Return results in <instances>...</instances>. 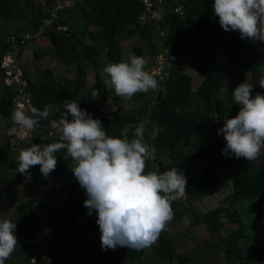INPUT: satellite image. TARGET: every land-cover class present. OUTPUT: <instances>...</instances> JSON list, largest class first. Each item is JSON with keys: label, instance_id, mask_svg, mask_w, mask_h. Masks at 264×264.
Instances as JSON below:
<instances>
[{"label": "trees", "instance_id": "16d2710c", "mask_svg": "<svg viewBox=\"0 0 264 264\" xmlns=\"http://www.w3.org/2000/svg\"><path fill=\"white\" fill-rule=\"evenodd\" d=\"M54 0H46L51 3ZM72 7L64 8L57 12V17L52 24L67 28L73 32L62 30L55 31L52 25L45 29L42 34L47 37L49 44L55 51V57L65 68H73L76 72L74 80H66L63 84L53 82H32L28 75L23 73L26 81V93L30 96L31 107L43 110L46 104L59 107V111H53L48 120H41L36 130L30 133V144H49L52 140H46L41 137L40 131L51 129L50 121L58 120L63 114V105L66 101H77L81 109L87 111L94 119L102 122V127L109 136L120 137L121 129L126 124L136 125L141 121L147 120L144 129H149L153 124L163 125V128L150 139L147 143L155 148V157L146 161L145 173L154 171V161L159 165L160 173L177 168L183 173L187 180L185 194L191 204L197 202L208 194L224 185L228 180L214 171L212 164H203L202 174H196V164L203 161L204 153L210 148H216L220 154V162L225 167L227 177L232 182L233 192L225 198V203L218 207L202 213L196 208L189 207L192 213L194 225L202 224L217 237L224 246V251L230 259L228 264H235L234 256L237 257L241 264H259L264 257V234L257 236V227L261 221L264 225V216L255 218L247 222L244 217L248 213L264 209V154L258 157L259 165L254 166L255 162L241 157L235 158L234 155L224 156L219 148L222 146L221 141L215 145L216 130L223 127L224 120L235 117L240 109V105L234 103L232 91L240 83H245L248 75H252L254 89L262 78L264 68V42H254L248 39H241L238 31H224L219 24V18L213 12L214 0H181L180 6L183 8L184 15L180 16L175 12L174 0H167L163 5L164 19H162L161 29H167L166 37H158L155 33V27H150V22L140 23V18L145 15L143 5L137 0H73ZM61 6H64L62 4ZM41 14V15H40ZM76 15L79 17L78 23L72 24L76 29L81 30V38L75 35V28L66 21V16ZM79 14V15H77ZM51 20L52 14L45 16L44 12L38 11L31 17L29 23L22 29V34H26V28L37 19ZM167 25V26H166ZM130 27V29H128ZM93 29V31H89ZM16 30V32H17ZM47 30H50L48 33ZM15 32V33H16ZM14 33V34H15ZM19 35V34H17ZM138 37L154 56L158 50L167 52L168 62L172 66L169 70V76L160 81L161 89L155 94L153 100L147 97L151 92L138 93L136 101L141 105L129 112H124L123 108L118 105V98H114L113 104L116 109L108 111L102 115L105 109L104 101L106 94V84L94 85L91 89L84 91L86 72L85 65L90 66L97 73L108 62H120L124 55V49L120 44V39ZM85 38H93L92 44H86ZM95 40L100 43L95 47ZM27 45V44H26ZM24 45L23 47H25ZM8 48V44H7ZM107 49V59L102 63L100 60L104 50ZM258 50V55L253 52ZM21 51V50H20ZM141 49L133 48L131 55L141 56ZM34 60L39 59V55H33ZM2 58V57H1ZM183 59H187L193 68L201 75L202 83L194 90L192 78L180 71L177 67ZM225 63V64H224ZM153 64V63H151ZM1 74V71H0ZM43 75H46L43 73ZM104 76H106L104 74ZM230 78L231 85L225 95L221 96L222 77ZM96 78V79H97ZM99 92L98 98H93V91ZM102 90V91H101ZM162 94L159 97V94ZM264 94V93H261ZM14 93L6 88L0 96V118L3 119L7 128L13 126L10 119L14 109ZM197 100L203 104L207 110H213L215 118L209 119V113L203 112L202 109L192 105V101ZM153 101L154 104H150ZM69 119L71 117L69 116ZM185 130L188 135L196 134L198 139L189 136L183 138L179 130ZM134 129L129 131V138H133ZM146 135L148 138L149 134ZM223 136L222 134H220ZM224 139V138H222ZM186 147L194 150V154L189 155ZM9 149V144L6 147ZM64 151L61 149L59 152ZM263 151V150H262ZM0 157H4L0 154ZM8 155H5L4 159ZM168 156L171 163L166 165L162 159ZM70 163L74 166V161L70 158ZM30 172V171H29ZM71 171H68L70 173ZM72 173V172H71ZM53 177L57 175L54 173ZM30 177L35 180L43 181L46 179L41 172L40 166H33ZM74 177V176H73ZM76 183L78 182L75 178ZM246 202L247 209L242 218L238 210L228 207L230 204H239ZM34 201H27L16 205L17 214L12 223L26 224L30 228L26 236H23L24 227L19 229L15 236L24 237L27 240L17 239L22 247H17L11 256L17 259V255L22 254L20 262L16 259L14 264L28 262L30 256L37 249L38 244L33 240L36 238L37 231L41 225L50 221L53 239L45 240L43 245L46 246L48 254L56 264H86L81 260H74L77 253H81L87 259L91 257L84 255L82 250L76 246L85 244V237L92 231L99 229L96 223L97 219L86 218L76 220L80 211L75 208L67 207L70 212V225L68 221L61 224L54 222L50 216H47L49 207L47 202L38 206V210L33 208ZM176 203L173 201L171 206ZM53 206V205H52ZM54 207V206H53ZM40 212L44 215L41 217ZM228 212L236 228L232 230L225 238H220L221 231L224 228V222L221 214ZM84 220V221H83ZM21 226V225H20ZM100 230V229H99ZM22 231L21 235L19 233ZM80 240V241H79ZM79 241L80 245L77 243ZM159 244V262L160 264H188L193 258L184 257L177 253V241L164 229L158 239ZM244 248H254L255 253L252 258H247L240 250V244ZM18 245V244H17ZM218 244L214 243V247ZM117 246L111 250L110 254L105 255V259L111 264H134L135 261L141 262L143 249L121 247L118 254ZM205 258V255H204ZM205 260V259H204ZM12 263L11 257L6 260ZM208 262L209 261H204Z\"/></svg>", "mask_w": 264, "mask_h": 264}, {"label": "clouds", "instance_id": "9594fccd", "mask_svg": "<svg viewBox=\"0 0 264 264\" xmlns=\"http://www.w3.org/2000/svg\"><path fill=\"white\" fill-rule=\"evenodd\" d=\"M180 2L174 0L175 6H180ZM213 12L224 31H238L241 39L264 42V0H214ZM146 22L152 23L151 18L144 22L140 20L141 24ZM107 51L105 49L100 57L102 63L107 59ZM158 56L165 57L168 62L167 52L159 49L153 58ZM16 62L18 64L17 58ZM147 64V58L136 55L106 63L102 69L106 86L124 100H131L137 93L154 91L159 84L154 74L146 70ZM258 84L264 88V77ZM252 90L253 87L245 82L232 91L234 103L240 105V109L235 117L225 119L223 127L218 129V134L226 141L222 149L224 156L234 155L237 159L243 157L252 161L264 154V94L257 93L253 97ZM92 95L94 99L98 98L99 92L94 90ZM63 109L65 111L58 120L50 121V126L59 132L58 141L46 145L32 143L22 148L16 161L17 172L30 179L29 169L39 165L41 174L47 177L57 166L55 154L66 149L64 158L70 157L74 161L72 173L88 196L83 202L88 215L92 210L97 213L102 249L149 247L174 218L171 204L184 196L186 177L177 168L163 173H145L146 161L155 157L154 146L144 141L146 119L136 125L126 124L120 137H114L106 133L99 119L81 109L77 101H66ZM53 111H59V107L46 104L43 110L31 107L28 114L20 105L11 114L14 126L6 134L19 135L23 139L36 130L41 120H48ZM131 129L134 132L130 139ZM43 215L42 212L40 216ZM44 227L52 236L51 227L43 224L36 238ZM15 228L10 220L0 221V264H5L16 249ZM35 239L33 242L38 247L46 240L36 242Z\"/></svg>", "mask_w": 264, "mask_h": 264}, {"label": "rangeland", "instance_id": "374dc122", "mask_svg": "<svg viewBox=\"0 0 264 264\" xmlns=\"http://www.w3.org/2000/svg\"><path fill=\"white\" fill-rule=\"evenodd\" d=\"M70 1H73V0H70ZM19 2L22 3V5H20ZM15 3L16 2H14V6L17 5V6L21 7V9H24L25 12L23 10H21V11L24 12L26 15L28 14L31 16V14H32V16H34V15H36V13H38V11L41 12L43 10L42 13L44 12L45 16H49L50 13H55V11H61L62 7H63L61 5L66 3V0H54V1H51V3H49V4H48V2H46V0L45 1L44 0H34V2L31 1V4H29V5H28V2L26 3L24 0H19L17 2V4H15ZM58 5H60V8ZM16 8H15V12H18ZM77 15H79V14H77ZM39 19H41V21L43 23L44 30L48 29L47 25H49V23H50V25H52V21H48L47 19H42L40 17H39ZM65 19L72 26V24L78 23L79 17L72 14V15L66 16ZM162 19H164L163 10H158V11L155 10L152 14L151 22L154 23V25L156 26L155 27L156 35L158 37H163L161 35H164L163 38H165L167 31H164L163 29L160 28L161 27L160 25L162 24V22H161ZM23 26H24L23 22L13 21L12 23H10V22L7 23V22L0 20V56L3 53H6L7 44H9L8 45V51L10 50V44H11L10 38L13 36H16L17 34H22V29H19V30H17V29L20 27H23ZM54 27L55 26H53V28ZM59 27L57 29H54V30L58 31ZM72 28H75V30H74L75 35L77 37L81 38V36H80L81 30L76 29V27H73V26H72ZM128 29H130V27H128ZM16 30H17V32H16ZM72 30L68 29V31H67V28H65L64 30L62 29V31H65L67 33L73 32ZM89 31H93V29H89ZM84 42L86 44H92L94 42V39L93 38H87V39L85 38ZM254 42L258 43L259 41H254ZM95 43H97L96 40H95ZM120 43L124 49V55L122 57V60H127V58L131 55L133 48H135V47L140 48L142 51L141 56H144L145 58H147L148 64L146 65V70H149L154 74V76L157 79L158 84H159V87L157 89H155L154 91L151 90L152 91L151 94L147 95V97H151V99L153 100V98L155 97L154 95L159 93V91L161 89L160 81L165 80V78L169 75L168 69H170L171 65L167 62L165 57L158 56L156 59H154L153 56L150 55L151 53H150L149 49H147L146 45L143 44L140 41V39H138L137 37L126 38L124 36V38L120 39ZM26 44H24V45H26L25 47H23L24 46L23 45V46L18 48L16 45V42H14V45L18 51L16 58H17V60H19L20 67H22L23 70L27 71L28 74L34 75V76H36V78H38L37 80L34 78L32 79L35 83L53 82L55 84H61L62 85L64 81L74 80L76 78L75 69H73V68L67 69L60 62H58L56 60L54 50L51 52V54H48L50 56V58H48V57L44 58L40 62V60L39 61L34 60V57H33L34 53L39 54L36 50L37 48L35 47V43H34L33 39L30 41H27ZM99 45H100V43H97V44H95V47H98ZM253 55H258V50L254 51ZM149 61H151V62L153 61L154 64H151ZM42 67H45L48 69L44 72V74H46V75L41 74ZM177 68L180 71H183L184 73L185 72L188 73L189 76L191 78H193L192 79L193 80L192 87L194 90H197V88L201 85V78H200L201 76L195 72L192 64L188 60L185 59V60L181 61L180 65ZM51 69L53 72L51 71ZM28 71H30V72L32 71L31 73H33V74H31ZM85 72H86V79H85L84 91L82 93L86 94L87 90L91 89L94 85H97V84L103 85V83L105 84L106 76H104V73L101 69L98 70L99 76H100L99 78H97V76H96L97 73L90 66L85 65ZM262 77H264V68H263ZM0 81H1V77H0ZM252 81H253L252 75H248L246 83L250 84L253 87L251 95L254 97L257 93H264V88H261L258 83H255V86H257V88L254 89V85H253ZM221 82H222V85H226V88L222 89V93H221V96L225 98V95L228 91V88L231 85V80H230V78L228 79L227 77L223 76ZM106 87H107V89H106L105 99H104V101H101L102 103H104V106H105V109L102 111V115L108 111H113L116 109V106L113 104L114 98H118L119 102L118 101L117 102L119 103L120 106H122L124 112H129L132 109L141 105V102L136 101V99H135L137 97L136 95H138V93L135 96H133L131 98V100H124L115 94L114 89H112L108 86H106ZM3 91H4L3 86L0 83V95L3 93ZM78 104L80 106V103H78ZM150 104H154V102L151 101ZM192 105L197 106L198 108L202 109L204 114H205V112H208L210 114L208 116L209 119L215 118V116L213 114V110L210 108H208L209 110H207V108L203 104H200L197 100H193ZM162 128H163V125L153 124V126L151 128L144 129L143 134H149L148 138L146 137V135H144V141L146 143H148L150 141V139L153 138V136H155L157 131L161 130ZM8 129L9 128H7L3 119L0 118V154H3L4 157H5V155L9 156V162L2 164L3 166H5L4 167V173H5V175H8V174L11 176L15 175V177L17 178L18 175H21L16 170L17 169V162L16 161L18 158V156H17L18 154L17 155L14 153L10 154V152L6 150V147H7L8 143H10L11 149L14 146H18L17 147V153H19L20 149L23 146L28 147L29 142L26 139L24 140V138L21 139V137L19 135L10 136L8 138V135L6 134ZM179 131L182 134L183 138L189 136L188 132H186L185 130L182 129ZM216 133H217V135H216L214 143H215V145H217L216 142L219 143L221 141L222 146L219 148V150L222 151V149L226 145V141H225V139H222V138H224L223 136L218 134V130H216ZM40 134H41V136H44L43 130L40 131ZM26 137L29 138L30 135H28ZM189 137H191V139L193 138L194 141L198 139L196 134H193ZM186 151L189 155L194 154V150H192L189 147H186ZM262 152H264V150ZM220 157H221L220 154L216 152V148L210 147L204 153L203 161L197 162L196 174L197 175L202 174V171H203L202 165L203 164H207V165L212 164L214 171L219 173L221 176H225L228 181L224 185L220 186L219 188H217L216 190H214L213 192L208 194L205 198H202L201 200H198L197 202H193L194 204H191V201H189L186 194H184V196L182 198L175 200L174 202L176 204L172 208L173 212H174V218L165 227V230L177 241V247H176L177 253L184 256V257L193 258V261L188 263V264H207L208 262H204V261H206V258L209 260V264H228L225 251L222 249L223 248L222 242L217 237L212 236V233L209 230H207L205 227L198 226L197 228H195L196 225L192 224L193 223L192 213H190V211L188 210L189 207H193L194 209L196 208V210H198L200 212H202V211L206 212V211L212 210V209L218 207L219 205H221L222 203H225V198L227 196H229L230 194H232V192H233L232 182L229 179V177H227L226 169L221 164ZM162 159L166 165L171 163V160L168 158V156H163ZM255 161H256V163L254 164V166L259 165L260 162L258 161V158ZM255 161L252 160V161H250L249 164H251ZM13 168L16 170V173H15V171H12ZM153 168H154V171L160 173L159 165L157 164L156 161H154ZM30 172H32V170H30ZM61 173H62L61 171L57 172L56 175H58V176L54 177V179L61 180L62 179ZM22 178L25 179V181L27 180L26 176L21 177V179ZM19 180H20V178H19ZM19 180H18V182L22 185V181H19ZM12 183H13V179L11 178V180L7 181V183H6L8 186H4L5 190L6 189L12 190L11 193H9V191H7V193L3 194V193H1L3 191L0 190V202L6 200L5 197L7 195H8L7 198L9 200H14L13 203H10V202H8V203L4 202L3 203L2 209L0 210V221H2L4 219H7V220L14 219L16 217L15 206L17 205V203L20 201H21L20 203H23V202H27V201H30L33 199V197H32L33 192L31 190H29V189L25 190L23 186H21L19 188H17L16 186L14 187V185H12ZM14 188L17 189V191ZM13 205H15V206L13 207ZM227 205L230 208L237 209L238 214L241 215L242 218L244 217V214H245L246 209H247L246 202L239 203V204L228 203ZM34 206H33L34 210H37L38 206H36V205H34ZM261 212H263V211H261ZM40 215H42V212H40ZM248 215H249V213L247 214V217H248ZM252 215L256 216L254 213ZM94 217H97L96 211L94 212ZM221 219L223 220L225 226L221 231L220 238H225L229 235V233L232 230H234V228H236L237 224L234 222V218H232L228 212H223L221 214ZM244 219L247 222H249V220H250V218L248 220V218L246 219V217H244ZM14 224L16 225V229L24 227L25 232H28L30 230V228L26 227V224H20V223H15V222H14ZM263 230H264V225H263ZM38 231H39V229H38ZM38 231H37V233H38ZM87 234L88 235H86V237H85L86 239L84 242H86L87 245H90V246L92 245L91 247L94 249L95 253L97 255H99L100 258H101V255H103V254H104V256L106 254L107 255L110 254V251L112 249L104 250L101 247V239H100L101 233L100 234H97V233L93 234V232H91V233H87ZM79 241L77 243L80 245ZM214 243L218 244L217 247H214ZM153 244L154 245L158 244V241L156 240ZM239 246H240V248H242L243 244L241 243ZM77 247H78V249H82L81 246H77ZM155 247L157 250L158 246H155ZM120 249H121V247L119 246L118 254L120 253ZM87 253H89L93 256L94 252H93V250H91V251H88ZM41 254L45 258H44V260H42V262H40V259H39V261L36 262V264H56V262L51 260L49 254H47L44 251ZM144 254H146V253H144ZM204 255H205V258H204ZM249 255L250 254H248V256ZM21 256H22V254L20 253L19 255H17V259L14 256H11V259L12 260L16 259L17 262H20ZM148 257H149V255L144 257L143 260L148 259ZM78 258L79 257H75L74 260H78ZM101 259L104 260L103 258H101ZM102 260L99 261L97 264H105L104 261H102ZM59 262H60V264H63L60 261V259H59ZM72 264H74V263H72ZM91 264H92V262H91ZM134 264H141V262L135 261Z\"/></svg>", "mask_w": 264, "mask_h": 264}, {"label": "crops", "instance_id": "0c3cea01", "mask_svg": "<svg viewBox=\"0 0 264 264\" xmlns=\"http://www.w3.org/2000/svg\"><path fill=\"white\" fill-rule=\"evenodd\" d=\"M18 1L19 0H3V1L0 0V20H2L4 22H7V23L8 22L12 23L13 21L23 22L24 26L27 23H29V21L31 20L32 14H31V16L28 15V14L26 15L24 13L25 12L24 9H21V7H19L17 5L14 6V2H16L15 4H17ZM24 1L26 3L28 2V5L31 4V1L34 2V0H24ZM20 2H19V4L22 5V3H20ZM67 5H69V3ZM15 8L17 9L18 12H15ZM21 10H23L24 12H22ZM52 18H51L50 21L53 22L54 19H52ZM53 26H58V25H53L52 24V29H53ZM64 29L65 28H63V30ZM43 31H44V28L42 30L40 29L39 30V33L43 32ZM33 41L35 43V47L37 48L36 50L39 53L38 55L40 56L39 59L36 60V61H39L40 60V62H41V60L44 59V58H47V57L50 58V56L48 54H51V52L54 49L49 44L47 37L43 36V34L41 33V34H38L36 37H34L33 38ZM7 52H8V48H7L6 53H3L0 56V62H1V57L3 55L7 54ZM18 65L20 66L19 60H18ZM21 69H22V67H21ZM46 70H48V69L45 68V67H42L41 74H43ZM22 71L26 75H28V78L31 81H33L32 80L33 78L36 79V80L38 79V78H36V76L28 74L27 71H25L23 69H22ZM51 71H52V69H51ZM28 72H30V71H28ZM31 74H33V73H31ZM185 74L189 75L186 72H185ZM0 77H1L0 83L3 86V89H6L4 87V85H3V83H2V75L1 74H0ZM201 83H202V78H201ZM118 102H119V100H118ZM118 105H119V103H118ZM43 134H44V136H41L43 139L52 140L53 142H57L58 141L59 132L56 129L51 128V129L45 130V131H43ZM9 137L10 136H8V138ZM8 144H9V149L11 150L10 154L11 153H14V154L17 155L18 154L17 153V147L18 146H14L11 149L10 143H8ZM22 148H24V146ZM55 155H56V159H57V166H56L55 170L52 171L46 177V179L43 180V181H40V180L38 181V180L32 179L31 177H30V179H28L26 177L27 180L25 181V179H23V178L21 179V177H25L22 174L21 175H18V176L16 175L18 179L15 177V175H13V176H11L9 174L8 175H5V173H4V167L5 166H3L2 164L9 162V156H7L6 159H4V157L3 158L0 157V190L3 191L1 193L4 194V193H7V191H9V193L12 192V190H7V189L5 190L4 189V186H8L6 184L7 181L11 180V178H12L13 179L12 185H14V187L16 186L17 188H19V187L23 186L25 190L29 189V190H31L33 192V196H32L33 199L31 200V201H34L33 206L34 205L39 206L40 203L44 204V203L47 202L48 204L46 206L49 207V209L47 211V216H50L51 219L54 220V222H56L58 224L59 223L61 224L64 221H65V224L67 223V221H68V225L71 224L70 221H69V219H70V212H67V210H66L67 207L72 208V209L75 208L78 212L80 211L78 217H76L77 220L78 219H81V218H83V219H86V218L97 219L98 217H94L95 210H92V214L91 215H88V209L84 206V203L83 202L88 198V196L86 194V191L79 185L78 182L76 183V181L74 180V177H73L74 175H73V173H71L72 172L73 165L70 163V161H71V160H69L70 157H68L67 159L64 158V157L67 156L66 149H64V151H61V152L58 151ZM32 169H33V166L29 169V171L32 170ZM12 171H15V173H16V170L14 168L12 169ZM60 171L62 172L61 173L62 179L61 180L54 179L53 176H55V175H53V174L54 173L56 174L57 172H60ZM68 171H71V172L68 173ZM19 178H20V180H19ZM18 180L19 181H22V185L18 182ZM232 189H233V187H232ZM15 190L17 191V189H15ZM7 196L5 197V199L7 201L4 200V201L0 202V210L2 209V206H3V203L4 202H7V203L8 202H10V203H13L14 202V200H9L7 198ZM20 202H18L17 205ZM14 206L15 205H13V207ZM15 209H16V206H15ZM261 211H263V212H261ZM202 213H205V212L202 211ZM253 213L257 217L256 216H253L252 215ZM253 213H249V215H248V217H246V219L248 218V220H249V218H250V222H251V220H253L255 218H260L262 220L263 219V216H264V209L257 210V211H255ZM16 214H17V209H16ZM81 214L83 215V217L80 218V216H82ZM45 224H48L50 226V221L47 220V223H45ZM198 226L205 227L204 225L199 224V225H196L195 228H197ZM257 229H258L257 230V236H259L261 234H264V232H263L264 231L263 230V221L260 222V224L258 225ZM17 232L18 231H15L14 230V234H18ZM92 232H93V234H95V233L100 234L101 233V231L99 229H97L95 231H92ZM21 233H22V231L19 233L20 236H22ZM22 234H23V236H26L25 234H27V233L24 231ZM37 235H36V237H37ZM16 237L19 240V242H20V240L21 241H26L27 240L24 237L23 238L22 237L20 238L18 236H16ZM175 241H176V239H175ZM19 242L17 243L18 244L17 247H23L22 244L19 243ZM91 246L90 245H87L86 242H85L84 245H81L82 249H80V250H82V252L84 253V255H86V254L89 255L91 257L90 259H87L81 253H77L75 257H79L78 260H81L82 262H85L86 264H91V262H92V264H95V263L97 264L99 261L102 260L101 258L104 259L102 261H104L105 264H111L109 262V260L107 261L105 259L104 254L101 255V258H100L99 255H97L95 253L94 249ZM155 246H159V244H156V245L152 244L149 247H145L143 249V254H142V258H141L142 259L141 260V264H160L159 257H158V253H159V250L158 249H159V247L156 250V247ZM222 249L224 250V246H223ZM91 250H93V252H94L93 253V256L91 254L87 253L88 251H91ZM240 250L244 254V256H246L247 258H252L254 256V253H255L254 248H252V250L250 248L245 249L244 248V245L242 246V248H240ZM144 253H146V254H144ZM248 254H250V255L248 256ZM147 255H149L148 259H144L143 260V258L146 257ZM226 259H227V263H229L230 259L227 257V255H226ZM234 260H236L235 264H241L242 263L239 259L237 260V257H235V256H234ZM207 261H209V260L207 259ZM14 262H15V260H13L11 264H14ZM5 264H9V263L7 261H5ZM259 264H264V257H262V262L259 263Z\"/></svg>", "mask_w": 264, "mask_h": 264}, {"label": "built area", "instance_id": "2783aa9c", "mask_svg": "<svg viewBox=\"0 0 264 264\" xmlns=\"http://www.w3.org/2000/svg\"><path fill=\"white\" fill-rule=\"evenodd\" d=\"M139 1L144 9H145V15L140 18L142 22H144L147 18H152V14L155 10H163V5L167 2V0H137ZM68 0H66V3L68 4ZM60 8V5H58ZM175 12L179 14L180 16L184 15L183 8L181 6H176ZM50 25V23H49ZM47 25V26H49ZM58 30H62L61 27H59ZM36 37L34 34L26 33V34H19L16 36H13L10 38V50L5 54L0 62V70L2 75V83L4 87L10 89L14 93V109H16L18 106L23 105L24 109L30 114V108H31V99L30 96L26 93V81L24 80V75L21 67L16 62L17 57V48L14 45V42H16L17 47L23 46L26 44L27 41H30ZM9 45V44H8ZM18 93L16 95L15 93ZM30 135V134H29ZM144 136V135H143ZM18 137V136H17ZM19 138V137H18ZM27 140V137H24V140ZM52 239L50 230L48 228H43L39 232L38 238L35 239L36 242H41L43 240ZM46 252L48 254L46 246L43 244L39 245L38 249L35 251L33 255H31L29 262L25 264H36V262L39 261L42 262L44 260V256H42V252Z\"/></svg>", "mask_w": 264, "mask_h": 264}, {"label": "water", "instance_id": "95a60500", "mask_svg": "<svg viewBox=\"0 0 264 264\" xmlns=\"http://www.w3.org/2000/svg\"><path fill=\"white\" fill-rule=\"evenodd\" d=\"M68 2H69V5L65 4V5L62 7V9H64L65 7H66V8H68V7H72V6L74 5V3H75V1H70V0H68ZM41 27H42V21H41V19H37L35 22H32V23L29 25L28 28H26V32H27V33H31V34L36 35V34L39 33V29H41ZM150 27H151V28L153 27V23H150ZM57 28H58V27L55 26L53 29H57ZM47 32L49 33L50 30H47ZM15 94L18 95L17 92H16ZM161 96H162V94L159 95V97H161ZM29 138H30V137H29ZM29 138H27V140H28V142H29V144H30ZM30 145H31V144H30Z\"/></svg>", "mask_w": 264, "mask_h": 264}, {"label": "flooded vegetation", "instance_id": "af4514ba", "mask_svg": "<svg viewBox=\"0 0 264 264\" xmlns=\"http://www.w3.org/2000/svg\"><path fill=\"white\" fill-rule=\"evenodd\" d=\"M57 12H58V11H55V13H50V14H53V15H52V17H53L52 19L55 20L56 18H58V17H57Z\"/></svg>", "mask_w": 264, "mask_h": 264}]
</instances>
